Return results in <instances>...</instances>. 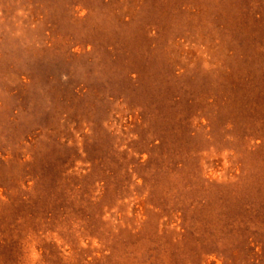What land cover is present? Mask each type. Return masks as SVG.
I'll return each mask as SVG.
<instances>
[{
    "label": "rangeland",
    "instance_id": "1",
    "mask_svg": "<svg viewBox=\"0 0 264 264\" xmlns=\"http://www.w3.org/2000/svg\"><path fill=\"white\" fill-rule=\"evenodd\" d=\"M0 264H264V0H0Z\"/></svg>",
    "mask_w": 264,
    "mask_h": 264
}]
</instances>
